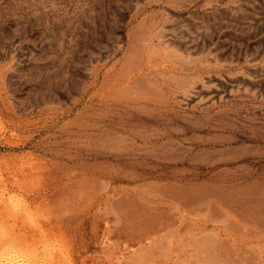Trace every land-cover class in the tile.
<instances>
[{
	"label": "rangeland",
	"instance_id": "374dc122",
	"mask_svg": "<svg viewBox=\"0 0 264 264\" xmlns=\"http://www.w3.org/2000/svg\"><path fill=\"white\" fill-rule=\"evenodd\" d=\"M0 262L264 264V0H0Z\"/></svg>",
	"mask_w": 264,
	"mask_h": 264
},
{
	"label": "bare ground",
	"instance_id": "6f19581e",
	"mask_svg": "<svg viewBox=\"0 0 264 264\" xmlns=\"http://www.w3.org/2000/svg\"><path fill=\"white\" fill-rule=\"evenodd\" d=\"M158 25H159V23H158ZM148 26H149V25H148ZM156 27H157V26H156ZM161 27H162V26H161ZM154 29H155V28H154ZM159 29H160V28H159ZM156 31H157V30H156ZM163 31H164V30H163ZM143 32H144V31H143ZM159 32H160V30H159ZM164 32H165V31H164ZM161 33L163 34V32H161ZM147 34H148V32H147ZM157 34H158V33H157ZM163 35H166V33H164ZM149 36H150V35H149ZM155 36H157V35H155ZM155 36H154V37H155ZM160 36H161V35H160ZM161 37H163V36H161ZM164 37H165V36H164ZM166 37H167V35H166ZM144 39H145V38H144ZM162 39H163V38H162ZM164 41H165V40H164ZM140 42H141V41H140ZM158 42H159V41H158ZM145 43H146V42H145ZM148 43H149V42H148ZM155 43H156V41H155ZM159 43H160V42H159ZM168 43H169V42H168ZM168 43H166V44H168ZM161 44H162V43H161ZM140 45H141V44H140ZM140 45H139V46H140ZM146 45H147V44H146ZM153 45H154V44H153ZM153 45H151V46H153ZM159 46H160V45H159ZM154 47H155V45H154ZM164 47H166V46H164ZM114 48H115V46H114ZM160 48H161V47H160ZM168 48H169V46H168ZM153 49H154V48H153ZM157 49H158V47H157ZM137 50H138V49H137ZM139 50H140V49H139ZM158 50H160V49H158ZM163 50H164V49H163ZM153 51H154V50H153ZM109 52H110V51H109ZM109 52H108V53H109ZM137 52H138V51H137ZM108 53H107V54H108ZM142 53H143V52H142ZM159 54H160V53H159ZM159 54H158V55H159ZM101 55H103V53H102ZM158 55H157V56H158ZM168 55H169V54H168ZM170 55H171V54H170ZM103 56H104V55H103ZM133 56H134V55H133ZM139 56H140V55H139ZM107 57H108V55H107ZM164 57H165V56H164ZM100 58H101V57H100ZM100 58H99V59H100ZM161 58H162V56H161ZM132 59H133V58H132ZM136 59H137V58H136ZM142 59H143V57H142ZM165 59H166V58H165ZM166 60H169V59H166ZM143 61H144V60H143ZM146 61H147V60H146ZM181 63H182V62H181ZM131 64H132V62H131ZM131 64H130V65H131ZM144 64H145V63H143V65H144ZM168 64H169V63H168ZM140 65H141V64H140ZM169 65H171V64H169ZM153 66H154V65H153ZM164 66H165V65H164ZM174 66H175V65H174ZM125 67H126V66H125ZM134 67H135V66H134ZM123 68H124V67H123ZM182 68H183V67H182ZM131 69H132V68H131ZM146 69H147V68H146ZM148 69H149V68H148ZM155 69H156V68H155ZM132 70H133V69H132ZM152 70H153V69H152ZM166 70H168V69H166ZM172 71H173V68H172ZM155 72H158V71H155ZM155 72H154V73H155ZM170 72H171V71H170ZM106 73H107V72H106ZM145 73H146V72H145ZM145 73H144V74H145ZM161 73H162V72H161ZM165 73H168V72L165 71ZM100 74H101V73H100ZM146 74H147V73H146ZM150 74H151V73H150ZM116 75H117V74H116ZM152 75H153V74H152ZM155 76H156V75H155ZM165 76H166V75H165ZM99 77H100V76H99ZM105 77H106V76H105ZM109 77H110V76H109ZM115 77L118 79L117 76H115ZM137 77H138V76H137ZM157 77H158V76H157ZM138 78H139V77H138ZM110 79H111V78H110ZM96 80H97V79H96ZM160 80H161V79H160ZM164 80H165L164 82H166V80H168V79H164ZM106 81H108V80H106ZM96 82H97V81H96ZM112 82H113V81H112ZM108 83H109V82H108ZM160 83H161V82H160ZM175 83H176V82H175ZM172 84H173V83H172ZM160 85H161V84H160ZM130 86H131V83H130ZM133 86H134V85H133ZM145 87H146V86H145ZM183 87H184V86H183ZM187 87H189V85H188ZM200 87H201V86H200ZM202 87H203V86H202ZM226 87H227V86H226ZM120 88H121V87H120ZM190 88H191V87H190ZM206 88H207V87H206ZM206 88H205V89H206ZM212 88H213V87H211V89H212ZM227 88H228V87H227ZM113 89H114V88H113ZM121 89H122V88H121ZM138 89H139V88H138ZM198 89H199V88H198ZM207 89H208V88H207ZM214 89H215V87H214ZM202 90H203V89H202ZM202 90H201V91H202ZM220 90H221V89H220ZM222 90H223V89H222ZM119 91H120V89H119ZM122 91H123V90H122ZM208 91H209V90H208ZM214 91H215V90H214ZM214 91H213V92H214ZM218 91H219V90H218ZM228 91H229V89H228ZM185 92H186V91H185ZM196 92H197V90H196ZM121 93L123 94V92H121ZM173 93H174V92H173ZM181 93H182V92H181ZM181 93H180V94H181ZM199 93H200V92H199ZM203 93H205V92H203ZM207 93H208V92H207ZM220 93H221V92H220ZM230 93H231V92H230ZM118 94H119V93H118ZM149 94H150V93H149ZM208 94H209V93H208ZM213 94H215V93H213ZM224 94H226V93H224ZM191 95H193V97H194V94H191ZM200 95H201V93H200ZM205 95H206V94H205ZM215 95H217V94H215ZM218 95H219V94H218ZM126 96H127V95H126ZM173 96H174V95H173ZM180 96H181V95H180ZM201 96H202V95H201ZM207 96H208V95H207ZM220 96H222V95L220 94ZM228 96H229V95H228ZM128 97H130V96H128ZM171 97H172V96H171ZM189 97H190V96H189ZM196 97H197V96H196ZM211 97H214V96H211ZM225 97H226V96H225ZM225 97H224V98H225ZM121 98H122V97H121ZM184 98H185V97H184ZM209 98H210V97H209ZM214 98H215V97H214ZM172 99H173V98H172ZM185 99H186V98H185ZM215 99H216V101H217L218 97L215 98ZM124 100H125V99H124ZM126 100H127V99H126ZM188 100H189V99H188ZM190 100H191V99H190ZM194 100H196V99H194ZM198 100H199V99H198ZM121 101H122V100H121ZM170 101H171V100H170ZM179 101H181V100H179ZM196 101H197V100H196ZM204 101H205V100L203 99V102H204ZM206 101H207V100H206ZM209 101H210V100H209ZM214 101H215V100H214ZM185 102H187V101H184V103H185ZM191 102H192V101H191ZM200 102H201V101H200ZM203 102H202V103H203ZM120 103H121V102H120ZM124 103H125V102H124ZM187 103H188V102H187ZM213 103H214V102H213ZM125 104H126V103H125ZM189 104H190V103H189ZM204 104H205V103H204ZM128 105H130V104H128ZM192 105H193V104H192ZM201 105H202V104H201ZM130 106H131V105H130ZM194 106H195V104H194ZM195 107H196V106H195ZM201 107H202V106H201ZM170 108H172V107L170 106ZM201 109H202V108H201ZM10 262H11V261H10ZM0 263H1V262H0ZM9 264H10V263H9Z\"/></svg>",
	"mask_w": 264,
	"mask_h": 264
}]
</instances>
